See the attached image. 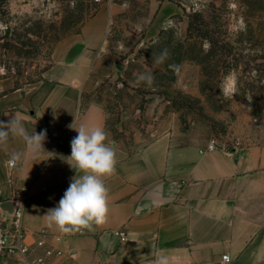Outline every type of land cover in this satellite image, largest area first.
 I'll list each match as a JSON object with an SVG mask.
<instances>
[{"label":"rangeland","instance_id":"374dc122","mask_svg":"<svg viewBox=\"0 0 264 264\" xmlns=\"http://www.w3.org/2000/svg\"><path fill=\"white\" fill-rule=\"evenodd\" d=\"M86 48L84 102L129 149L166 132L264 145V0H0V96L39 102L54 62Z\"/></svg>","mask_w":264,"mask_h":264},{"label":"crops","instance_id":"0c3cea01","mask_svg":"<svg viewBox=\"0 0 264 264\" xmlns=\"http://www.w3.org/2000/svg\"><path fill=\"white\" fill-rule=\"evenodd\" d=\"M91 62L87 48L56 60L37 103L23 88L0 96V122L15 115L30 133L46 130L37 152L19 137L0 144V198L29 188L27 240L45 232L47 244L63 250L50 264H155L160 255L169 264H223L226 253L231 264H264V145L208 150L166 132L129 149L110 133L104 108L84 102ZM81 124L103 127L115 147L116 173L105 178L110 213L94 231L63 234L44 215L76 175L69 125ZM12 153L21 154L14 167ZM0 264L28 262L0 256Z\"/></svg>","mask_w":264,"mask_h":264},{"label":"clouds","instance_id":"9594fccd","mask_svg":"<svg viewBox=\"0 0 264 264\" xmlns=\"http://www.w3.org/2000/svg\"><path fill=\"white\" fill-rule=\"evenodd\" d=\"M167 57V50H164L155 57V62L163 63ZM153 80L150 74L137 77L138 83L143 81L148 86L152 85ZM72 125L69 127L77 135L70 142L71 155L68 158L74 162L71 167L76 175L72 177L58 204L49 208L44 215L49 227H55L63 234L94 231L95 226L107 223L110 207L105 178L116 173L117 164L114 144L108 141V134L103 127L81 124L74 128ZM12 137L23 139L31 151L37 152L43 150L46 130L30 133L14 115L7 123L0 122V144H7ZM20 158V153L11 154L13 162ZM155 264H169L168 257L158 256Z\"/></svg>","mask_w":264,"mask_h":264},{"label":"built area","instance_id":"2783aa9c","mask_svg":"<svg viewBox=\"0 0 264 264\" xmlns=\"http://www.w3.org/2000/svg\"><path fill=\"white\" fill-rule=\"evenodd\" d=\"M219 145L215 139L207 144L208 150ZM14 167L16 161H9ZM12 177V169L9 174ZM30 192L27 186H17L12 189L8 200L0 198V256L19 257L28 264H50L63 254V250L47 244L46 233L42 232L34 242L27 240L28 231L25 226V209ZM11 203V207L5 205ZM122 240L126 239L121 232ZM223 264H231V256H222Z\"/></svg>","mask_w":264,"mask_h":264},{"label":"water","instance_id":"95a60500","mask_svg":"<svg viewBox=\"0 0 264 264\" xmlns=\"http://www.w3.org/2000/svg\"><path fill=\"white\" fill-rule=\"evenodd\" d=\"M11 205H12L11 203H8V204H6L5 206H6V207H11Z\"/></svg>","mask_w":264,"mask_h":264}]
</instances>
